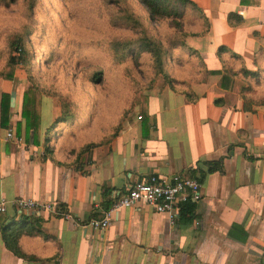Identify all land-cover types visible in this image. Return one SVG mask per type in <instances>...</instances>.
Listing matches in <instances>:
<instances>
[{"label":"crops","instance_id":"obj_1","mask_svg":"<svg viewBox=\"0 0 264 264\" xmlns=\"http://www.w3.org/2000/svg\"><path fill=\"white\" fill-rule=\"evenodd\" d=\"M195 3L208 30L186 43L208 71L221 75L192 85L194 103L163 85L148 91L144 113L136 108L109 144L83 155L71 156L56 142L46 152V133L58 114L51 98L42 97L39 145L32 133L27 143L21 82L0 80V102L3 93L11 99L9 128H0V202H6L4 215L16 228L25 217L40 232L18 240L23 258L0 235V264H264V106L258 103L264 94L252 96L255 103L246 110L241 91L247 83L237 78L223 89L222 74L234 66L227 54L224 65L218 56L224 48L240 59L238 67L263 72L264 79V0ZM229 16L241 23L230 26ZM220 162V172L207 173L208 164ZM199 170L205 174L202 198L191 204V217L181 218V207L171 222L138 204L112 213L105 231L88 226L136 182L193 177ZM22 199L52 212L17 214L11 202Z\"/></svg>","mask_w":264,"mask_h":264},{"label":"trees","instance_id":"obj_2","mask_svg":"<svg viewBox=\"0 0 264 264\" xmlns=\"http://www.w3.org/2000/svg\"><path fill=\"white\" fill-rule=\"evenodd\" d=\"M106 7L109 5L114 7L116 10L115 19L118 21L126 20L132 21L134 35L126 38L116 40L112 44L113 59L112 64L119 68L125 66L127 63L136 64L142 63V58H145V63L149 67L151 78L147 84H143L138 80L132 78V72L129 67H125V76L131 77L132 81L128 82L135 90V94L131 99V104L134 108H140L142 113L146 111L147 95L146 93L156 86L159 79H163L164 86L168 87L171 91L181 94L185 99L194 103L197 99L192 85L205 83L207 78L211 75L220 74V72L208 71L201 59L199 53L190 48L186 43V38L189 37H203L208 30L207 19L201 9L196 5L195 0H102ZM131 1V2H130ZM143 11V14L136 12L137 8ZM36 0H29L30 13L25 16V22L21 28V31L14 32L9 35L6 42V57L3 59L0 67V80L13 81L15 79V73L18 70H23L27 73V79L31 83V87L23 93L22 107H21V118L24 120V130L26 142H29V135L32 133L33 142L39 145L40 135V111L42 96L56 97L61 103V116L55 121L52 127L46 133L45 145L46 152L51 153V142L54 134L56 133L55 128L61 127V131L65 125L79 123L84 121L85 111H77V104L69 102L60 95L55 93L54 90L41 86L36 80V70L34 63V55L32 49L29 48L33 43V38L36 35ZM113 9V11H115ZM112 16V15H111ZM114 16V14H113ZM125 21V23H126ZM190 25L197 26L198 30L186 33L183 30L185 22ZM171 23L174 26L165 37H156L154 31L150 29V23ZM119 23V22H118ZM228 23L230 26L235 27L241 23V19L237 16H229ZM131 24V23H130ZM126 23V26L131 29V25ZM153 29V28H152ZM180 29V31H178ZM45 52V51H43ZM32 54V55H31ZM223 54L229 56V62L237 67L238 70L233 72L225 71L221 77V86L223 89H231L233 82L239 78L243 82L247 83V87H244L241 91L244 105L246 110H250L251 106L254 105L250 98L254 96L255 92L264 90V79L262 73H252L246 70L243 65L238 67V64H242L240 59L236 56L229 55L227 50L219 48V58L221 63L224 65L225 62L222 58ZM175 64L174 69L171 68V63ZM176 64L182 66L184 69L176 70ZM224 68V66H223ZM101 71L96 72L91 79H99ZM257 81L260 85H254ZM145 91V92H144ZM249 97V98H248ZM10 95L3 93L1 95L0 102V128H9L10 113ZM257 103V102H256ZM259 105L264 106V99L262 98ZM130 110L126 109L120 118L115 122L111 121L107 126V133L99 135L91 142H87L79 146L76 151L72 152L73 156L83 155L89 152L95 147H100L109 144L119 133L122 123L130 115ZM21 133V125H17V136ZM71 135V134H69ZM222 170L220 163H210L207 165V173L212 174L220 172ZM204 172L199 170L193 173V177L197 178L200 183L203 181ZM193 205L187 203L182 206L181 218L186 216L191 217L193 213ZM61 209L60 212H64ZM23 225L16 228L14 221H9L4 214H0V235L4 242L5 247L10 250L15 256L23 258L19 248L18 240L23 235H33L34 233H40L38 228L35 227L37 222H31L28 224V218H22ZM37 221V220H36ZM58 264V261L55 262Z\"/></svg>","mask_w":264,"mask_h":264},{"label":"rangeland","instance_id":"obj_3","mask_svg":"<svg viewBox=\"0 0 264 264\" xmlns=\"http://www.w3.org/2000/svg\"><path fill=\"white\" fill-rule=\"evenodd\" d=\"M36 7L37 31L29 47L37 67L35 80L41 86L60 93L67 101H73L77 104V111H85L80 125H65L62 131L61 127L55 128V140L53 138L51 142L63 144L65 153L73 156L72 152L79 146L106 134L108 123L118 120L124 110L129 109L131 114L136 109L131 108L135 90L132 82L131 85L127 83L132 79L125 76L124 68L129 67L132 78L143 84H147L151 73L145 58L140 64L127 63L119 68L112 64L113 42L129 38L135 32L132 21L125 20L131 23L130 29L124 20H116L117 9L110 5L106 7L102 0H36ZM136 8L138 14L144 15L141 9ZM29 13V0H0V67L6 57L5 41L9 35L21 31ZM183 23L186 33L198 30L195 25ZM150 29L159 38L165 37L174 26L168 22H153ZM170 66L174 69L175 64L172 62ZM181 69L184 68L176 64V70ZM99 70V79H91ZM15 76L24 92L31 87L25 71L18 70ZM159 85L164 86L163 79H159L153 89ZM254 94L263 96L264 90L259 88ZM42 97L54 101L57 121L61 116V103L56 97Z\"/></svg>","mask_w":264,"mask_h":264},{"label":"built area","instance_id":"obj_4","mask_svg":"<svg viewBox=\"0 0 264 264\" xmlns=\"http://www.w3.org/2000/svg\"><path fill=\"white\" fill-rule=\"evenodd\" d=\"M140 119V118H139ZM11 131L7 139H12ZM202 198V184L195 177L187 174H177L171 179L150 177L145 182L133 184L124 196L115 200L102 220H90L88 226L94 231H105L110 227L111 214L122 209H130L138 204H144L153 212L165 215L171 222L179 216L180 209L187 203L197 204ZM11 206L17 214L29 211L44 210L52 212L49 206H41L31 200H14ZM6 202H0V214H6ZM56 215H59L56 213ZM67 218L66 214H62Z\"/></svg>","mask_w":264,"mask_h":264}]
</instances>
